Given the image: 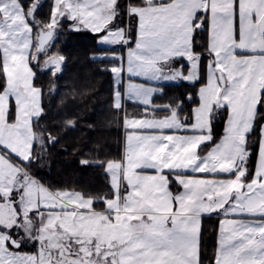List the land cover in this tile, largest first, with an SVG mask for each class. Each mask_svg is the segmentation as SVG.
Listing matches in <instances>:
<instances>
[{"label":"crops","instance_id":"obj_1","mask_svg":"<svg viewBox=\"0 0 264 264\" xmlns=\"http://www.w3.org/2000/svg\"><path fill=\"white\" fill-rule=\"evenodd\" d=\"M112 2L111 23L115 25L111 28H122L126 42L119 45L125 48L124 58L117 53H110L116 55L110 58L123 60L124 73L135 72L128 75L124 88L114 81V104L124 109L127 103L142 106L124 116L121 159L105 165L114 196L104 200L103 209H96L95 200L79 191L53 192L33 178L32 183L41 185L43 204L51 212L62 210L57 207L62 199L56 193L63 191L91 199L81 210L105 214L114 223L108 225L118 235L114 264H201L207 218L218 220L215 264H264V122L257 165L250 176L246 150L264 92V33L260 30L264 0H128L122 9L127 21L134 16L137 22L134 40L126 26L115 27L121 0ZM0 13L6 78V87L0 92V144L10 150L11 142L14 150L26 154L19 155L20 160L28 162L37 140L34 121L43 110L42 90L34 84L31 63L34 30L20 0H0ZM199 13L207 22V46L213 60L207 65L199 102L188 120L182 101L154 104L153 98L162 93L165 84L193 83L199 78L200 54L193 48ZM197 26L203 27V22L198 21ZM89 31L99 34L98 42L105 34ZM178 59L189 65L187 72L176 63ZM195 70L197 78L188 80ZM148 71L156 72L152 81L143 78ZM175 73L178 81L172 82L169 77ZM220 74L225 79L223 86ZM139 84L159 89L151 98L152 108L145 105V92L136 86ZM116 91L124 93L120 105L116 104ZM12 98L19 104L14 124L8 121ZM218 108L227 110L223 133L208 151L200 153L213 139V115ZM7 130L15 135L13 140ZM112 162L115 166H109ZM27 189L22 202L26 213L34 210L32 203L37 201V195H28ZM65 198V207L72 206L71 195Z\"/></svg>","mask_w":264,"mask_h":264},{"label":"trees","instance_id":"obj_2","mask_svg":"<svg viewBox=\"0 0 264 264\" xmlns=\"http://www.w3.org/2000/svg\"><path fill=\"white\" fill-rule=\"evenodd\" d=\"M136 1L140 0H132L133 3ZM165 1L170 0H163ZM122 2L123 0L121 4L125 7ZM52 9L51 1H47L40 9L37 6L34 13L35 21L30 20V23L34 26L40 22L42 12L50 16ZM119 13L115 27L124 25L122 10H119ZM200 20L203 27L197 26ZM194 24L196 27L193 48L200 54L199 78L193 83L181 81L165 84L161 86L162 93L156 94L153 98L154 104L173 105L182 101L181 108L188 120L194 106L199 102L198 92L205 83L207 65L213 60L207 46V22L201 13L196 16ZM136 33L137 22L134 20L130 30L131 40L135 39ZM56 34L58 37L54 40ZM55 35L50 42L51 53H58V56L61 58L63 56L66 61L64 63L62 59L59 71L53 67L36 73L34 84L42 90L43 110L34 121V130L41 140H36L31 160L27 163L21 161V164L51 191L66 189L79 191L85 197L95 200L96 209H103L104 200L114 196L105 165L108 161L121 159L124 116L142 110V106L127 103L126 109L117 108L114 104L115 86L111 68L120 65L123 60L94 58V55L99 53H117L124 58L123 46L102 47L98 42L99 34L90 31L76 33L65 28L62 33ZM176 63L183 65L184 72L189 70V65L184 59H178ZM5 86L6 78L0 51V92ZM226 115V109H216L213 115V139L200 149V153L208 151L219 140ZM263 122L264 92L254 131L247 137V176L254 172L257 165L260 127ZM217 231L218 220L205 219L201 264H215Z\"/></svg>","mask_w":264,"mask_h":264},{"label":"rangeland","instance_id":"obj_3","mask_svg":"<svg viewBox=\"0 0 264 264\" xmlns=\"http://www.w3.org/2000/svg\"><path fill=\"white\" fill-rule=\"evenodd\" d=\"M21 1L24 5L23 7H25L24 11L26 14V18L28 20H29L31 7L35 3L38 4V8L40 9L45 5L47 1L53 2V9L51 11L50 16L49 14H45L44 12H42L43 16L41 18L39 17L41 23L37 22L36 23L37 25L34 24V26L31 24L34 30V46H33L31 63L32 66L34 65L33 68H35L34 70L35 74L39 70H41L40 66L45 60L58 55V53L55 52L51 53L52 43L46 46L44 53H41L38 56L36 55L37 46H38L37 37L40 28L44 30L56 29L57 30L56 33H62L65 28L66 30L68 29L76 33H84L85 31H89V30L99 31V32L105 31V34L101 36L99 40L100 46H111V45L119 46L120 44L122 43L125 44L126 42L125 34L122 28L120 27L118 29L111 28L113 25H115V22L111 23L113 19L111 13L114 12V7L112 8L113 0H21ZM68 2L70 3L69 9H66L65 7ZM122 3H124V5L126 6L128 4V0H123ZM131 3H133L132 0ZM122 7L123 4L120 3L118 9L120 11L122 10L121 17L124 16V18H122V21L124 23V26H126V30H128L129 38L131 39L130 30L135 18L134 16L129 17L127 21V18H125L126 15H124ZM69 10L70 13L66 14L69 12ZM1 16L2 15L0 13V17ZM17 27H19V25ZM23 35L24 33L22 34V36ZM55 36H54L55 37L54 40L58 37V35L56 34ZM96 57L110 58V57H116V55L110 53H99L98 55H94V58ZM61 59H63V62L65 63L66 60L63 56ZM138 71H140V69H138ZM112 72L116 85L121 84L123 88L125 87V83L128 81V75L135 74V72L131 70H128L127 72L124 73L123 65L114 67L112 69ZM155 73L156 72L153 71L144 72L143 78L152 81L154 79L153 75ZM177 75L178 73H175L174 75L170 76L169 77L170 81L172 82L178 81ZM196 78H197L196 70L191 71V74L189 75V77H187V79L190 81H193ZM131 85L135 86L134 83H131ZM136 86L141 87L145 92L144 95V98L146 97L145 98L146 100H144L145 105H148L150 108H152L151 98L155 92L159 91L157 86L151 84H142V85L139 84ZM123 98H124V93L120 91L119 92L116 91L117 105H120ZM18 107L19 104L17 100L15 98H12L10 100V108L8 110L9 112L8 121L11 124L16 123L17 110H19ZM174 111H176L175 108ZM7 134L11 140H13V138L15 137V135L11 132V130H7ZM2 138L6 140L4 137ZM34 138H37L39 141L41 140V137H37L36 133ZM8 144L11 147L10 150H8L4 145L0 144V193L10 195L11 190L8 186L7 181L13 176H18L21 173L22 174L27 173L26 170L27 168L25 169L24 166L21 164L22 160H20L19 162L20 159L19 157L21 156L25 157L26 154L25 155L19 154L16 150H14L11 142ZM114 164L115 163L112 162L110 163L109 166H115ZM33 178H35V176L34 177L32 176L31 179ZM40 187L41 185L39 182L33 181L31 186H28L27 189V191L29 192L28 195L30 193L31 196L38 195L40 192ZM56 194L62 199V202H58V206H57L59 208H62V210L55 212H50V211L44 212V211H40L39 207L35 206V201L32 203L33 206H35L32 208H34L38 224L40 226H46L49 228L48 229L49 233L47 235L50 237L49 241L50 244L53 245V248H58V246H63L66 251L70 252V254H74L75 256L82 258L89 264H114V259L116 258L118 244H119V242L117 241L118 235L115 231L114 226H112L111 230H109V226H108L110 224L114 225V223L109 222V220H107V215L105 214L84 212L83 208L81 210V207L84 206L87 207L92 203L91 199L84 198L81 194L73 193V192L63 191V192H57ZM25 195L26 194H24V196ZM68 195H71V199L69 201L72 202L71 203L72 206L66 208L65 205L67 203L66 201L68 200L65 197H67ZM26 201L29 202V199H27ZM29 206L31 207V204ZM7 208L8 209L11 208L12 209L11 211H13V213H15L16 211V209L14 208V204L10 202L4 203L3 201H0V219L11 221L10 220L11 218L8 219ZM0 251L2 253H5L4 250L1 248ZM2 259L4 260L6 258H2ZM32 259L33 258H12L10 260H5L4 263H2V260H0V264H44L46 262L45 260L46 258H43V261H38L39 259H37L36 262H34Z\"/></svg>","mask_w":264,"mask_h":264},{"label":"flooded vegetation","instance_id":"obj_4","mask_svg":"<svg viewBox=\"0 0 264 264\" xmlns=\"http://www.w3.org/2000/svg\"><path fill=\"white\" fill-rule=\"evenodd\" d=\"M26 170L27 173L13 176L7 181L11 190L10 195L0 193V201L10 202L16 209L13 213L11 208H7L8 219L11 218V221L0 219V248L5 252L0 251L2 263L12 258H33L34 262L37 259L43 261V258H46L44 264H89L82 258L70 254L63 246L53 248L49 241L50 237L47 235L49 228L38 224L34 210L28 213L23 211L24 190L28 188L33 176L28 169ZM11 179L14 180L13 183ZM36 200L35 205L40 211L51 212L43 204L45 202L40 194L37 195Z\"/></svg>","mask_w":264,"mask_h":264},{"label":"water","instance_id":"obj_5","mask_svg":"<svg viewBox=\"0 0 264 264\" xmlns=\"http://www.w3.org/2000/svg\"><path fill=\"white\" fill-rule=\"evenodd\" d=\"M37 5H38L37 3L33 5L32 11L30 12L31 19L34 18V11H35ZM260 30H261L262 33H264V18L261 21ZM56 31H57L56 29H49V30L40 29L39 30L38 37H37V40H38V46H37V52H36L37 56L44 52L45 47L47 46V44L50 43V41L52 40V38H53L54 34L56 33ZM61 66H62L61 57L60 56H54V57H51V58L45 60L42 63L41 71H43V72L47 71V70H49L52 67H54L56 69V71H59L61 69ZM219 77H220V82H221V84L223 86L225 84V79L222 76V74H220ZM11 181L13 183L14 180L11 179Z\"/></svg>","mask_w":264,"mask_h":264}]
</instances>
